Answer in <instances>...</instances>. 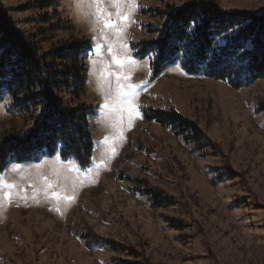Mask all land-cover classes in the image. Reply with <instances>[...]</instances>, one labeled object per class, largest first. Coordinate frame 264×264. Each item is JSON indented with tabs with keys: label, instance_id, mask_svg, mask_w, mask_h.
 Listing matches in <instances>:
<instances>
[{
	"label": "rangeland",
	"instance_id": "obj_1",
	"mask_svg": "<svg viewBox=\"0 0 264 264\" xmlns=\"http://www.w3.org/2000/svg\"><path fill=\"white\" fill-rule=\"evenodd\" d=\"M191 1L136 0L138 8L116 51L137 63L113 70L129 73L128 82L139 86L141 116L144 108L173 110L200 129L206 146L198 150L171 127L142 116L132 120L122 142L116 141L118 154L111 157L103 155L108 151L104 137L114 135L103 123L107 85L104 94L98 90V74L110 57L93 55L97 33L92 18L78 10L77 0H0L39 53L76 41L90 44L70 105H91L96 111L90 120L95 144L90 165L60 160L64 172L54 190L66 189L62 195H74V202L57 204L42 191L32 199L33 190L43 187L37 173L57 179L52 175L57 154L36 163H10L0 173L28 197L16 196L0 206V264H264V78L232 89L175 65L149 82L150 58L135 59L132 50L134 43L156 38L142 24L149 28L162 23L140 15L141 10L178 9ZM206 1L224 13L264 14V0ZM30 127L28 117L11 110L5 96L0 102V139L23 137ZM13 165L22 166L25 179L11 170ZM68 167L78 171L68 173ZM148 188L172 203L154 206L138 191Z\"/></svg>",
	"mask_w": 264,
	"mask_h": 264
},
{
	"label": "trees",
	"instance_id": "obj_2",
	"mask_svg": "<svg viewBox=\"0 0 264 264\" xmlns=\"http://www.w3.org/2000/svg\"><path fill=\"white\" fill-rule=\"evenodd\" d=\"M165 8L140 11V15L162 23L149 28L142 24L146 33L154 32L156 38L132 45L135 59L150 58L149 82L175 65L189 75L222 82L232 89L264 78V14L224 13L206 0H193L178 9ZM38 49L0 2V102L8 96L10 109L31 123L23 137L0 139V173L10 163H36L56 154L62 161L77 160L83 168L92 160L95 144L90 120L96 114L95 107L70 105L77 97L91 46L76 41L48 54ZM141 112L145 121L171 127L198 150L206 146L200 129L177 112L152 108ZM138 191L149 196L154 206L172 203L150 188ZM106 244L117 247L113 242Z\"/></svg>",
	"mask_w": 264,
	"mask_h": 264
},
{
	"label": "snow or ice",
	"instance_id": "obj_3",
	"mask_svg": "<svg viewBox=\"0 0 264 264\" xmlns=\"http://www.w3.org/2000/svg\"><path fill=\"white\" fill-rule=\"evenodd\" d=\"M77 8L83 15L92 18V30L97 33L93 36L95 43L93 55L100 58L106 53L110 57L105 70L98 74V90L104 94L103 87L105 84L107 85L108 93L105 94V102L102 106L104 110L103 123L113 131L114 135L104 137L103 143L108 147V151L103 155L114 157L118 154L115 148L116 141L122 142L125 139L124 133L126 130H130L133 119L142 118L139 113V105L136 103L139 86L128 82L131 80L129 73L113 70H123L125 67L137 63L130 56H119L116 48L119 40L125 34L128 24L132 22L131 16L137 10L138 5L136 0H77ZM119 47L126 48V45L119 44ZM91 62L94 64L95 60ZM53 159L58 163V167L52 170V175L57 179L50 180L47 175L37 173L43 187L33 190L32 199L36 200L42 191L45 199L54 200L57 204L61 202L70 204L75 200L74 195H62V192L66 191L64 188H61L60 191L54 190L60 187L58 178L63 174L64 168L60 164L59 157ZM35 167L39 169L42 165ZM11 170L21 179L26 178L21 165H13ZM66 170L68 173L78 171L73 167H68ZM16 196H20L22 199L28 198L26 192L21 195L16 183H7L6 177L0 174V206L5 202L11 203ZM55 210L59 212L60 208L57 207Z\"/></svg>",
	"mask_w": 264,
	"mask_h": 264
}]
</instances>
